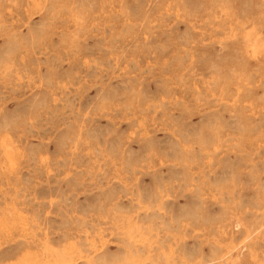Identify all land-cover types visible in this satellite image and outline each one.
<instances>
[{
	"label": "rangeland",
	"instance_id": "374dc122",
	"mask_svg": "<svg viewBox=\"0 0 264 264\" xmlns=\"http://www.w3.org/2000/svg\"><path fill=\"white\" fill-rule=\"evenodd\" d=\"M0 264H264V0H0Z\"/></svg>",
	"mask_w": 264,
	"mask_h": 264
}]
</instances>
